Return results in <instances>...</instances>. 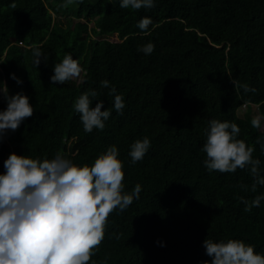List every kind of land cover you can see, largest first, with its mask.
<instances>
[{
	"label": "trees",
	"instance_id": "16d2710c",
	"mask_svg": "<svg viewBox=\"0 0 264 264\" xmlns=\"http://www.w3.org/2000/svg\"><path fill=\"white\" fill-rule=\"evenodd\" d=\"M65 2L0 0V90L6 84L9 96L26 95L34 109L0 136V175L12 153L41 161L60 153L82 167L115 145L123 192L136 184L142 190L126 210L109 215L89 264H211L207 238L242 240L264 255V200L250 212L240 200L264 195V186L251 191L248 167L209 172L202 151L211 120L235 122L237 139L255 147L264 176V150L256 143H264V0H153L138 10L121 8L122 0ZM145 17L152 24L141 30ZM114 35L119 41L110 40ZM148 43L151 54L137 50ZM34 49L42 53L38 66ZM67 54L81 76L52 84L55 64ZM233 81L256 91L236 90ZM89 90L98 93L91 107L102 100V111H111L105 128L91 133L73 107ZM117 94L123 114L114 108ZM246 106L257 107L260 128L248 111L239 116ZM7 107L2 91L0 112ZM145 137L150 148L133 164L131 145Z\"/></svg>",
	"mask_w": 264,
	"mask_h": 264
},
{
	"label": "clouds",
	"instance_id": "9594fccd",
	"mask_svg": "<svg viewBox=\"0 0 264 264\" xmlns=\"http://www.w3.org/2000/svg\"><path fill=\"white\" fill-rule=\"evenodd\" d=\"M74 2L76 0H66L62 6L68 7ZM10 6L16 7L15 3ZM153 6V0H122L120 4L121 8L134 10ZM150 24L152 20L145 17L137 27L147 30ZM137 50L151 54L154 45L148 43ZM33 57L34 65L38 66L41 51L34 49ZM81 72L78 60L67 54L62 62L55 64L51 83L62 85L79 77ZM12 79L22 83L15 74ZM109 83L101 81V87L107 88ZM233 83L236 90L242 87L246 93L256 91L248 84ZM2 91L8 107L0 112V136L9 129L17 130L34 111L26 95L9 96L6 84ZM115 93L116 88L112 87L109 94ZM97 96L95 90L86 91L73 105L87 133L94 128L103 130L111 115L110 110L102 111V100L91 107L92 98ZM124 107L122 96L115 95L116 111L123 114ZM261 119L259 115L253 117L252 127L260 128ZM240 131L235 122L211 120L202 148L207 155L204 164L209 172L221 173L248 167L254 178L251 191L255 192L257 185L264 186V176L259 171L261 161L253 159L254 146L237 139ZM256 143L264 150L259 138ZM149 148L147 137L134 142L129 152L132 163L142 160ZM118 156L119 150L113 145L92 166L80 167L60 153L42 161L12 153L4 162L5 174L0 175V264H89L94 249L104 239L109 215L117 208L121 212L126 210L134 199H139L142 190V186L136 184L131 193L123 192V164ZM241 187L247 189L246 185ZM240 200L246 205L244 211L250 212L253 207H259L264 195L256 196L251 202L243 197ZM204 246L206 254L213 258L211 264H264V255L257 254L253 245L242 240L214 242L207 238Z\"/></svg>",
	"mask_w": 264,
	"mask_h": 264
},
{
	"label": "rangeland",
	"instance_id": "374dc122",
	"mask_svg": "<svg viewBox=\"0 0 264 264\" xmlns=\"http://www.w3.org/2000/svg\"><path fill=\"white\" fill-rule=\"evenodd\" d=\"M110 40H113V41H119V39H118V37H117L116 35L112 36V37L110 38ZM80 76H81V75H80ZM80 76L77 77V78H74V79L78 80V79L80 78ZM0 92L2 93V90H0ZM247 111L250 113V116H251L252 118L255 117V116H257V115H259L256 106H253V107H250V108H248V106H246V107H242V108L239 110V116L243 117L244 114H245ZM259 116H260V115H259ZM8 147H9V148H12V145L9 144Z\"/></svg>",
	"mask_w": 264,
	"mask_h": 264
},
{
	"label": "built area",
	"instance_id": "2783aa9c",
	"mask_svg": "<svg viewBox=\"0 0 264 264\" xmlns=\"http://www.w3.org/2000/svg\"><path fill=\"white\" fill-rule=\"evenodd\" d=\"M18 45L23 46V44L21 42H18Z\"/></svg>",
	"mask_w": 264,
	"mask_h": 264
}]
</instances>
